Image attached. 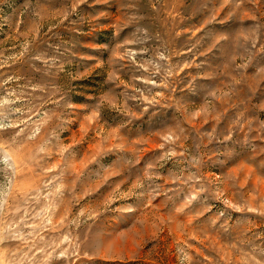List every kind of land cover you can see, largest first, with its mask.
<instances>
[{
  "label": "rangeland",
  "instance_id": "obj_1",
  "mask_svg": "<svg viewBox=\"0 0 264 264\" xmlns=\"http://www.w3.org/2000/svg\"><path fill=\"white\" fill-rule=\"evenodd\" d=\"M0 264H264V0H0Z\"/></svg>",
  "mask_w": 264,
  "mask_h": 264
}]
</instances>
